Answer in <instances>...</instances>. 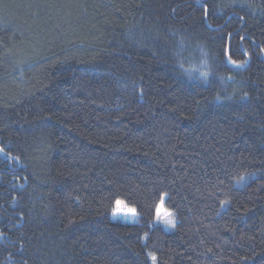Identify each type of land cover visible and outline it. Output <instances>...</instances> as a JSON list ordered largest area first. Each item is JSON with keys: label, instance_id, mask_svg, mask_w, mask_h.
Masks as SVG:
<instances>
[{"label": "trees", "instance_id": "16d2710c", "mask_svg": "<svg viewBox=\"0 0 264 264\" xmlns=\"http://www.w3.org/2000/svg\"><path fill=\"white\" fill-rule=\"evenodd\" d=\"M0 264H264V0H0Z\"/></svg>", "mask_w": 264, "mask_h": 264}, {"label": "rangeland", "instance_id": "374dc122", "mask_svg": "<svg viewBox=\"0 0 264 264\" xmlns=\"http://www.w3.org/2000/svg\"><path fill=\"white\" fill-rule=\"evenodd\" d=\"M9 9L14 10V7L12 5V3L9 1ZM7 6L6 9L8 10ZM76 9L70 8V13H76ZM68 12V10H65V14ZM63 16V14H62ZM24 19L20 20L21 23L25 26L28 27L29 24L28 22H23ZM114 219H122L125 221H136L138 218V213L137 210L134 207H131L129 205H127L125 203L124 200L122 199H118L115 203V207L113 210V214H112ZM169 220H171L172 222L169 223ZM155 222L156 223H161L162 225H164L167 229H171L174 227L175 221L173 216L171 215V212L165 207L164 205V199L159 203L158 208H157V214H156V218H155Z\"/></svg>", "mask_w": 264, "mask_h": 264}, {"label": "snow or ice", "instance_id": "6c2138e0", "mask_svg": "<svg viewBox=\"0 0 264 264\" xmlns=\"http://www.w3.org/2000/svg\"><path fill=\"white\" fill-rule=\"evenodd\" d=\"M233 63H235L234 61H233ZM172 221L171 220H169V223H171Z\"/></svg>", "mask_w": 264, "mask_h": 264}, {"label": "water", "instance_id": "95a60500", "mask_svg": "<svg viewBox=\"0 0 264 264\" xmlns=\"http://www.w3.org/2000/svg\"><path fill=\"white\" fill-rule=\"evenodd\" d=\"M206 20H207V16H206Z\"/></svg>", "mask_w": 264, "mask_h": 264}]
</instances>
